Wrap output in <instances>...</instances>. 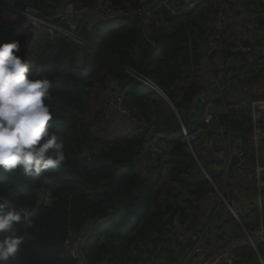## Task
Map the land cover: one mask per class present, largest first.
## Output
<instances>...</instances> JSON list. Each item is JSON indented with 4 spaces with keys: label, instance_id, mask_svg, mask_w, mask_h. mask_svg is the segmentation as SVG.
<instances>
[{
    "label": "trees",
    "instance_id": "obj_1",
    "mask_svg": "<svg viewBox=\"0 0 264 264\" xmlns=\"http://www.w3.org/2000/svg\"><path fill=\"white\" fill-rule=\"evenodd\" d=\"M17 1L29 4L39 17L49 18L62 0ZM96 1L120 11L142 6L139 0H69L75 6H92ZM196 2L191 0L190 4ZM145 5L152 10L146 19L121 14L92 27L89 17L78 19L77 27L84 36L81 48L56 32L40 33L32 40L24 21L2 40L20 43L19 54L30 61V76L43 75L52 82L54 119L50 124L64 141L66 152L61 166L39 175L0 170V201L28 217L16 226L24 243L7 264H74L64 247L70 232L83 236L80 257L84 264H145L148 257L168 256L172 236L167 218L172 216L180 223L189 215L195 218L197 203L211 191L180 127V122L188 132L201 127L209 99L215 103L219 118L229 120L234 136L253 155L250 110L247 106L235 108L236 101L224 90L259 85L264 80V61L214 52L212 58L216 54L223 57L222 66L212 71L218 86L214 82L201 86L191 74L201 58L208 26L204 25V15L193 16L184 0H147ZM77 54L81 55V65L77 64ZM230 58L238 59L239 64L230 63ZM130 70L150 78L164 91L180 121L169 104L130 76ZM105 78L112 83L111 92L120 93L138 124H152L149 132L128 120L126 132L94 136L85 116L95 83H104ZM199 94L204 102L198 100ZM222 101L227 106L225 114L220 108ZM256 121L264 125V114ZM148 135L163 150L141 158L138 151ZM209 161V155L199 158L204 167ZM164 173L163 199L158 203ZM37 189L49 193V204H42ZM249 253L253 260L246 257L244 264H259L255 254ZM259 253L264 259V248L259 247Z\"/></svg>",
    "mask_w": 264,
    "mask_h": 264
},
{
    "label": "built area",
    "instance_id": "obj_2",
    "mask_svg": "<svg viewBox=\"0 0 264 264\" xmlns=\"http://www.w3.org/2000/svg\"><path fill=\"white\" fill-rule=\"evenodd\" d=\"M139 1L142 4L140 8L124 9V12L100 1H96L92 6H75L69 1L62 0L52 17L43 18L39 17L29 4L19 3L17 0H0V42L25 20L24 28L28 30L31 38L37 31L56 32L81 48L84 36L77 27L78 19L88 17L90 14L102 15L108 19L121 14L146 19L151 15L152 10L145 5L147 0ZM242 1L216 0L215 17L207 26L204 43L201 45V58L192 66V78H196V71L202 65L213 71L214 61L219 58L218 54L212 58L214 52L223 51L230 56H246L252 52V46L243 37L233 35L223 25L225 10L233 6L236 12H241ZM184 2L188 6L192 5L191 0ZM261 51L264 56V42ZM129 73L148 87L154 95L169 102L164 91L150 78L134 70H130ZM217 81L213 75L216 86H218ZM219 94L222 95L221 89ZM198 100L204 102L203 95L199 94ZM244 106L249 108L252 117L253 155H249L242 140L234 136L229 120L219 118L216 114V105L211 99L204 105L201 127L188 132L180 122L182 138L201 173L209 181L211 191L197 203L198 216L194 218L189 215L183 223L177 219L172 221L170 225L172 252L168 256L148 257L145 264H243V258L248 252H253L259 264H264V259L259 253V247L264 248V163L260 162L258 150L259 141L264 137L256 121L261 114H264V97L255 94L247 103L240 104L241 109ZM220 108L224 114L227 112V106L223 101ZM113 112L133 124H138V120L132 116L130 109L124 105L122 96L116 91L110 92L106 100L103 112L105 120L109 119ZM147 128L149 132L152 124ZM149 137L150 135L138 151L141 158L162 153L163 147L151 143ZM208 155L210 161L204 167L199 162V158ZM234 158L237 159L235 164L232 162ZM210 172L213 176L209 174ZM237 181L248 184L254 190L253 203L236 204L228 186L234 185ZM36 194L40 195L42 204L47 205L51 202L49 193L43 189H37ZM82 244L83 236L80 232H70L64 241V247L74 259V264L81 262ZM100 264L107 262L102 261Z\"/></svg>",
    "mask_w": 264,
    "mask_h": 264
},
{
    "label": "clouds",
    "instance_id": "obj_3",
    "mask_svg": "<svg viewBox=\"0 0 264 264\" xmlns=\"http://www.w3.org/2000/svg\"><path fill=\"white\" fill-rule=\"evenodd\" d=\"M19 53L18 41L0 42V170L33 176L65 162V143L50 124L52 82L30 76V61ZM27 220L20 209L0 201V264L24 243L16 226Z\"/></svg>",
    "mask_w": 264,
    "mask_h": 264
},
{
    "label": "crops",
    "instance_id": "obj_4",
    "mask_svg": "<svg viewBox=\"0 0 264 264\" xmlns=\"http://www.w3.org/2000/svg\"><path fill=\"white\" fill-rule=\"evenodd\" d=\"M215 3L216 0H197L195 4H192L190 6L187 5L186 8L193 11V16L201 17L202 15H204V25H207V23L209 24V22L215 17ZM241 5V12H236L233 6L228 7L225 10L223 25L227 31L235 36L243 37L246 42L252 46V52L246 55L252 57L250 58V61L259 60L262 62L264 61V59L260 60L259 58L263 57L261 48L264 42V0H243ZM23 21L26 23L25 20ZM23 21H21L19 25ZM89 21L90 26L91 24L96 23H94L91 18H89ZM229 62L235 65L239 64L238 59L236 58H230ZM222 64L223 57L220 56V58L214 61V68H219L222 66ZM196 79L201 86H208L213 83V72L209 70V68L205 65H202L196 72ZM224 91L228 92V98L236 101L235 104H237L235 105V108H241L240 104L242 102L247 103L255 94L264 97V80H262L259 85L253 87L247 85L243 86L242 90L238 88H227ZM235 108L231 107V110H234ZM129 124L130 123L128 120H125L116 112H113L109 122L107 134L126 132L130 128ZM258 125L260 127V130L263 132L262 137H264V125ZM154 141L155 140H152L151 143H154ZM258 150L261 159L264 161V139L259 141ZM138 167L140 169L141 165L139 164ZM228 189L235 199L236 204L253 203L254 190L248 184L237 181L234 185L228 186ZM246 257H248L249 261L253 260V254L249 253L243 258V264L244 262H246ZM80 264H84V262L81 261Z\"/></svg>",
    "mask_w": 264,
    "mask_h": 264
},
{
    "label": "rangeland",
    "instance_id": "obj_5",
    "mask_svg": "<svg viewBox=\"0 0 264 264\" xmlns=\"http://www.w3.org/2000/svg\"><path fill=\"white\" fill-rule=\"evenodd\" d=\"M195 37L196 38L198 37L197 33H195ZM76 61L78 65L82 64V59H81L80 54L77 55ZM111 85H112L111 81L107 78L104 79V83H100L97 81L95 83L94 92L91 95L89 103H88L86 116H85L86 121L89 124L92 133L97 138H101L105 136L108 131L110 119L105 120L103 112H104L106 100L109 97L111 89H112ZM163 101L166 102L167 104L169 103L165 100ZM260 161L264 163L261 157H260ZM165 177H166V173H164V176L159 183V188L161 189V192L158 197V203H161L163 199L162 195H163V190L165 188V183H166Z\"/></svg>",
    "mask_w": 264,
    "mask_h": 264
},
{
    "label": "water",
    "instance_id": "obj_6",
    "mask_svg": "<svg viewBox=\"0 0 264 264\" xmlns=\"http://www.w3.org/2000/svg\"><path fill=\"white\" fill-rule=\"evenodd\" d=\"M66 1H69V0H66ZM88 17L91 18V19L94 21V23H95V22H101V21L108 20L107 17L102 16V15H98V14H90V15H88ZM76 18H79V16H76ZM92 26H94V24H91V27H92ZM38 35H40V31H37V32H36V34L33 36L32 40H35V39L37 38ZM169 105H170V104H169ZM171 108H172L173 110H175V109L172 107V105H171ZM174 113H175L176 117L178 118V120L180 121L177 112L174 111ZM136 127H138V128H143L144 130L148 131V128H147L146 126H144V125L137 124ZM232 162L235 164V163L237 162V159L234 158ZM172 221H173V217H172V216H169V217L167 218V220H166V223L169 224V225H171V224H172ZM8 264H9V263H8Z\"/></svg>",
    "mask_w": 264,
    "mask_h": 264
}]
</instances>
